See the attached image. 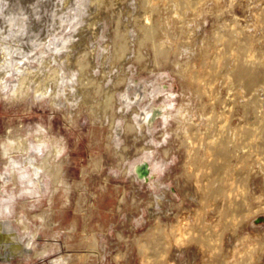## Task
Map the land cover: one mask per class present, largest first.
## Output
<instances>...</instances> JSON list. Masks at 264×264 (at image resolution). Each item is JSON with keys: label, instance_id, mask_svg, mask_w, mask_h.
<instances>
[{"label": "rangeland", "instance_id": "obj_1", "mask_svg": "<svg viewBox=\"0 0 264 264\" xmlns=\"http://www.w3.org/2000/svg\"><path fill=\"white\" fill-rule=\"evenodd\" d=\"M3 1L0 0V3L2 4ZM31 1L5 0L3 6L0 4L2 6H0V24L3 23L2 25L5 26V23H8L11 11H22L20 13H24L23 16L29 14L27 16L28 19L34 17V20L36 19L35 21H37L39 17L37 15L34 16L33 13L38 10L42 18H47L46 21H49V25L52 22L57 23L60 19L56 18V20H53L52 17L57 16L55 15V11L63 8L61 5L64 1L67 3L66 5L64 4L67 8L63 10L65 11V17L72 14L71 16H76L75 19L77 21L83 19L81 22H85L84 18L86 20V17L88 18L87 14L91 11L88 1L85 2L86 4L88 2V6L85 4L86 7L84 6V10L81 11L77 7L79 0ZM148 1H153L159 5L156 8L155 19L152 18L147 22L144 19V15ZM70 2L72 4H69ZM140 2L139 0L104 1L102 6H107H104L103 9L106 7V13H109L106 16H110L108 20V17L104 20L103 27H100V24L94 26L98 28V34L95 30L94 32L88 33L86 37L81 38V34L74 33V36L72 34L71 37L72 42L70 43L69 41L68 47L63 48L62 51L64 53L61 52L63 53L61 56L64 57L67 51H71L73 52L71 54H74L71 60L63 64V66L65 65L66 74H68L69 66L77 64L72 67L75 66L74 68L79 77L82 65L85 63L88 64V72L91 75V79H85V82H89L88 85L91 90L88 88V91H85L87 92L85 95L83 94L81 96V93L75 89L77 87L74 86L67 95V99L70 102L63 97L64 100L62 99V101L64 104H58L57 106V104L51 101L40 100L39 98L32 99L30 97L22 99L5 97L2 95L3 91H1L0 142L5 141L7 135H25L26 127H33L40 123L46 128L51 138L56 139L58 143L63 145L62 153L60 154V157L63 158H59L62 160L59 162L58 166L60 167L59 169L57 167V174L54 180L57 189L54 195L51 196V202L48 199L47 193L43 197H39L37 193L34 195L24 193L19 196L18 194L22 193V182L19 181L21 178L18 181L16 180L17 172L15 173L14 181L7 184L6 189L2 188V179H0V210L2 209L3 201L9 199L11 194L17 196L14 201V217L19 218L22 216L21 219L26 224L25 227L22 223L16 221L15 223L19 227V230L22 233L26 231L37 233L36 241L38 242V249H49L45 257L34 255V253L30 258L16 256L14 260H11L12 264H52L51 260L58 256L59 251L71 256L69 264H143L141 258L142 249L149 250L153 256L152 258L157 259L158 246L160 245V236L162 234L161 225L157 222L156 213L159 207L154 195L160 191L157 187L156 189L155 186H150L147 182L141 183L140 180L134 179L133 173L126 170V167L133 162L135 157L144 152L149 153L151 150L149 153L151 155L149 158L151 166L156 161L164 164L160 170L161 177L167 183L170 195H172L174 200L176 199V210L180 209L178 206L179 199L184 198L185 204L189 205L191 193L194 195L197 194L194 179L185 170V162L190 160L188 156L190 147H188L183 138L176 132V121L169 118L167 119L168 121H165L164 114L162 118L160 117L162 121L158 120L159 122H156V127L154 126L155 129L151 131L152 133L150 135H148L149 132L142 134V132L140 133V131L133 128H126V130V123L133 124L136 122V119H133L134 114L131 113V108H127V118L122 121L118 128H111L109 127V120L105 117L104 111L98 108L99 102L103 98L102 92L100 91H103L106 87H110L112 90L109 112L111 115H115L122 111V96L127 92L131 82L133 83L135 81L134 83H137L140 80H144L149 82L148 85H163L162 92L156 98V102L163 99V103L166 100V103L170 107L174 103L176 106L183 104L188 107L190 115L192 116L190 120L191 128L189 129L192 133L194 132L193 134L197 138L201 132L206 130L205 126L209 122L206 117L208 119L210 117L215 118L218 122L227 117L228 119L230 118L229 121L232 122V125L247 126L246 123L249 120L252 122L253 119L257 118L263 109L264 79L257 81L253 86H248L237 76L235 77L232 69L246 64L248 66L254 65L264 73V0H189L190 4L188 1L183 0L177 8L179 15L172 8L170 0L167 2L168 4L166 2L164 3L163 0H140ZM54 4L56 7H54ZM188 5H190L189 8ZM69 7L70 10H73L70 11ZM1 10L6 15L3 16ZM24 10L27 11V14ZM107 10L113 11L110 13ZM135 14H137L136 17ZM7 15L9 16L7 17ZM180 18L183 21H179ZM137 19H140V21ZM142 22L147 25L155 24L156 31L154 34L159 37L161 35V37L159 38L153 34L149 36L144 35L146 38L143 37L142 32L137 31L139 30V24ZM182 22L184 24L182 26L185 28H182ZM64 29L66 32L72 30L69 27ZM39 32L45 33L42 29ZM80 32L82 33V31ZM154 36L156 38H153ZM74 37L75 40L73 41ZM22 38L24 39L17 40V43L21 42L18 43L20 45L15 44V40L11 43L15 47L18 46L17 48L21 47L23 49L31 45L26 42L27 40L28 42L32 41L34 43L39 41V37L35 36L33 38V35H24ZM105 43L110 48L109 53L103 48L106 46ZM71 46L75 47L72 48ZM69 47L71 50H69ZM25 49L28 50L29 48ZM253 55L255 57H252ZM73 56L75 57L73 58ZM216 57L222 62H218ZM2 58L0 54V64L3 63ZM249 59H252L251 61L253 62H248L249 64L244 62L249 61ZM69 62L73 63L69 64ZM32 64L37 65V61H33ZM185 67L191 71L189 72ZM188 73L192 74L191 79L188 78ZM213 73L217 74L214 75ZM77 75L74 76V83L77 80L79 81ZM221 75L224 76L222 77ZM231 77L234 78L229 81ZM218 79L220 81L222 80V82L220 83ZM232 80H234V83ZM112 88L115 89L113 90ZM169 89L173 90L170 97H173L175 94L173 97L174 101L166 97L168 95L165 92L167 90L169 91ZM77 97L78 99H76ZM238 99L239 103H237ZM66 101L70 104H67ZM171 108L173 109V107ZM98 112L99 114L101 112V114H97ZM248 117H250L249 120ZM196 123L197 125H195ZM164 126L165 128L168 126L170 129H168L169 133L164 132ZM201 129L204 130L202 131ZM112 132L115 134H111ZM129 152L131 154H128ZM194 168L195 164L191 166V170L193 171ZM4 172H6V175L12 174L11 170L6 168L4 159L0 155V173ZM159 177L160 175H156L155 179ZM256 180L258 181V179ZM248 186L251 189L254 187L252 182H249ZM249 193H244V195L242 193L243 197L240 195L238 199H245L244 197L246 199L249 198L254 203L253 209H258V203L254 202L255 200ZM185 194L187 195L185 196ZM258 213V215L264 218V212ZM250 217L249 215L245 223L240 222L237 224L236 222V224H233L232 215L229 216L230 220L227 218V222L225 221L221 226L219 225V229H223L222 242L227 253L230 254V259H232V252L228 250V245H231L232 242H229L230 239L228 237L230 236L229 238H231V235L238 234V241L245 249L244 255H241L242 259L239 264H254L253 262L247 263L246 259L248 258L250 260V255L246 250L255 251V256L258 258L255 264H264V219L258 223V225L262 224L261 226L254 227L250 222ZM161 218L164 221L166 220L163 217ZM212 218H210V221H215V217ZM166 221L170 224L171 218H168ZM232 230L236 231L234 232ZM239 235L242 237L240 238ZM224 238L227 241V245L225 244ZM55 246H59L60 250L55 249ZM247 247L251 248L249 249ZM197 258V263L195 264H203L201 263L202 257L197 256ZM209 259L211 260V258ZM0 260L2 261L1 258ZM1 261L0 264H4V261ZM149 262V264H157L151 261Z\"/></svg>", "mask_w": 264, "mask_h": 264}, {"label": "bare ground", "instance_id": "obj_2", "mask_svg": "<svg viewBox=\"0 0 264 264\" xmlns=\"http://www.w3.org/2000/svg\"><path fill=\"white\" fill-rule=\"evenodd\" d=\"M86 1L89 2V5H90L89 8L91 11L87 14L88 18L85 16L86 17V20L84 18L85 22H81L83 19L81 21H80V19L77 21L75 19L76 16H71L72 14L65 17V15H64L65 11H63V10H64V8H67L65 6L67 4L66 1L62 2L63 4L60 2L62 4L61 6H63V8L60 7L61 9H59L58 11H55L56 9L54 10L56 12L55 15H57V16L52 17L53 20L54 19L56 20V18H59L60 21L59 22L57 21V23L52 22L51 25H49V21L48 22L46 21L47 18L45 19V18H42L40 16L39 10L33 13V15L34 16L37 15L39 17V19L37 21H35L36 19L34 20V17H33L32 18L33 21H32V19L30 17L29 18L31 20L28 19L27 16L29 14H27V11L24 10L26 12L27 16H23L24 13H20L22 11L15 12V11H11L9 9L11 12L9 14L10 17L8 19V23H5L6 24V25L4 24L5 26L2 25L3 24L2 22H1L2 24H0V54L3 57L2 58L3 63L0 64V95H1V91H3L2 95L5 97L22 98V99H27L30 97L32 99L39 98L40 100L51 101V102L57 104V106H58V104H64V102L62 101L63 97H65V100L69 101L67 99V95L71 92L70 90H72L71 88L72 87L74 88V86L77 87L75 89L81 93V96H83V94L85 95V93H87L85 91H88V88H89L88 83L89 82L86 83L85 79H91L90 78L91 75L88 72V66H87L88 64L84 62L85 64L82 65L81 71L79 72L80 73L79 77H78L76 70L74 68L75 66L72 67L73 65H77V64H72V66H69L68 74H66L65 68H64L65 65L63 66V64L66 61L71 60L72 55H74V54H71V53H73L71 51H67L68 53L66 52L67 54L65 53L66 55L64 54V57L61 56L64 53L62 51L63 48L68 47L69 41H70V43L72 42V40H71L72 34L74 36V33H78V35L81 34V38H84V37H86V35L88 33H91L92 31L94 32L95 30L96 31L98 30L97 27H94V26H96V24H98V25L100 24V27H103V24L105 23L104 20L106 19V17H108L107 20L109 19L110 15L106 16L109 14V13L108 14L106 13V7L104 8L105 10L103 9V7L107 6V5L102 6L103 5L102 3L104 1L108 2V0H79L78 3L76 1L77 5H78L77 7L79 8L80 11L84 10V6L86 4L85 3ZM168 1L169 0H163L164 3L165 2L167 3ZM170 1H171V3L170 2L169 3L171 4L172 8L179 15L177 8H178L179 3H181V1H183V0H170ZM186 1H188V3H189V0H186ZM3 2H2V4L0 3L2 6L4 5ZM35 2H37V1H35ZM38 2H39V0H38ZM88 2H87V4H88ZM139 2H140V0H139ZM200 2L203 3L202 1H200ZM8 3H10V2L8 1ZM18 3H21V2H18ZM7 4H6V6H7ZM15 4H16V2H15ZM69 4H72V3L70 2ZM147 4L148 5L145 9L144 19H145V21L147 20V22H148L152 18L155 17L156 11H157L156 8L158 7L159 4H157L153 1H151V2L148 1ZM21 5H23V4H21ZM25 5H26V3H25ZM56 5H58V4H56ZM184 5H185V3H184ZM46 6H47V4H46ZM189 6L190 5H188V8H189ZM1 7H0V9H1ZM17 7H16V10H17ZM31 7H29V8H31ZM54 7H56L55 4H54ZM70 7H69V10H70ZM94 7H95V9H94ZM24 8H26V7H24ZM31 10H32V8H31ZM72 10H70V11H72ZM87 10H89V9H87ZM192 10H194V9H192ZM112 11H108V12L111 13ZM141 11H142V8H141ZM30 12H33V11H30ZM2 13H3V16L6 15V13L4 14L3 11H2ZM44 13H46V12H44ZM82 13H83V11H82ZM51 14H53V13H51ZM78 14H79V12H78ZM184 14H185V11H184ZM9 15H7V17ZM44 15H46V14H44ZM136 15L137 14H135V17H136ZM158 15H160V14H158ZM166 16L169 17L168 15H166ZM175 16H177V15H175ZM31 17H32V15H31ZM140 17H137V18H140ZM183 17H185V16H183ZM81 18H83V17H81ZM162 18H164V17H162ZM144 19H143V21H144ZM154 19H153V21H154ZM181 19L182 18H180L179 21ZM5 20H7V19H5ZM50 20H51V18H50ZM137 20L140 21V19H137ZM181 21H183V20H181ZM155 23H157V21H155ZM77 24H79V25H77ZM182 24H183V22L181 23V26H182ZM159 26H160V24H159ZM183 26H184V24H183ZM183 26H182V28H185ZM68 27L71 28L72 30L70 29L71 30L70 32L64 31V30H66L64 28H68ZM167 27H169V26H167ZM189 27H190V25H189ZM138 28H139V30H137V31H141L142 33L141 32L140 33L143 34V37L149 36L151 34L155 35L154 34V32L156 31L155 24L147 25V24L142 22L139 24ZM163 28H165V27H163ZM40 29H42L43 32H45V33H40L39 32ZM159 29H160V27H159ZM191 29H192V27H191ZM80 31H82V33ZM166 33H167V29H166ZM97 34H98V31H97ZM168 34H167V36H168ZM24 35H26V36L33 35V38L35 36L36 37L38 36L39 41L37 43H34L32 41L28 42V40H27L26 42L31 44L29 47L28 46L25 47V48H29L28 50H26L25 48L22 49L21 47L17 48L18 47L17 45H20L18 43H21V42L17 43V40L20 41L19 39H21V40L24 39V38H22ZM155 36H158V35H155ZM155 36L153 38H156ZM75 37H74L73 41L75 40ZM160 37H161V35H160ZM234 39H235V37H234ZM14 40L16 41L15 44H17L16 45L17 47H15L11 43ZM228 41H229V38H228ZM141 42H143V41H141ZM144 42H145V40H144ZM223 43H225V42H223ZM23 44L25 45L24 42H23ZM29 44H27V45H29ZM77 44H79V43L77 42ZM162 44L164 45V43H162ZM72 45H73V43H72ZM235 46H236V44H235ZM239 46H240V44H239ZM74 47H72V48H74ZM188 47H190V46H188ZM76 48H77V46H76ZM103 48L105 51L107 50V52L109 53L110 48L107 46V44ZM167 48H169V47H167ZM118 49H119V47H118ZM189 49H191V48H189ZM69 50H71V48ZM165 51H167V50H165ZM233 51H232V53H233ZM61 52H63V53H61ZM111 52H112V50H111ZM205 52H206V50H205ZM252 54H254V53H252ZM238 55H239V52H238ZM222 56H223V54H222ZM246 56H247V54H246ZM74 57L75 56H73V58ZM252 57H255V55H253ZM216 58H217L218 62H222V61H219L218 57H216ZM232 58H234V57H232ZM238 59H240V58H238ZM244 59L247 60L245 57H244ZM251 60L249 59V61H244V62L245 63L247 62V64H249L248 62H250V63L253 62ZM33 61L34 62L37 61V65L32 64ZM74 61H76V60H74ZM0 62H1V60H0ZM70 63H73V62H69V64ZM231 63H234V62H231ZM259 66L261 67L260 64H259ZM186 68L187 67H185V69ZM210 68H211V66H210ZM216 68H218V67H216ZM77 70H78V68H77ZM209 70H211V69H209ZM219 70L221 71V69H219ZM190 71L191 70H189V72ZM184 73H185V71H184ZM232 73L235 75V77L237 76L239 79H241L243 82H245L248 86H253L257 81L264 79V73H262L254 65L253 66H248L246 64L240 65V66L232 69ZM197 74H199V73H197ZM216 74H214V75H216ZM76 75H77V78L79 79V81L77 80L78 83H77V81L74 83V76H76ZM180 75H182V74H180ZM191 75L192 74L188 73V75H187L188 78L191 79L192 78ZM221 76L223 77L224 75H221ZM208 78H209V76H208ZM208 78H206V79H208ZM232 78H234V77H231L230 80L229 79L228 80L231 81ZM202 79H204V78H202ZM202 79H201V81H202ZM90 81H92V80H90ZM197 81H199V80H197ZM206 81H205V83H206ZM209 81H210V79H209ZM233 81L234 80H232V82ZM134 82L130 83V85L128 86L127 92L125 94H123L122 104L118 102L122 106V111L119 113H116L115 115H111L109 112L110 98H111L110 96L112 95V90L110 89V87H108V88L106 87L105 89H103V87H101L103 89V91H100V92H102L103 98H102V101L99 102L98 108L101 109L102 111H104L105 117H107L109 120V122H108L109 127L115 128V129H116V127L118 128V126L122 123V121L127 118V113H126L127 108L128 109L131 108V113L134 114L133 119H136L135 120L136 122L133 124H127L126 123L125 129L126 128H133L137 131H140V133L142 132V134L149 132L148 135H150V133H152L151 131L155 129L154 126L156 125V122L158 120L162 121V120H160V117L162 118V116L164 114H165L164 115L165 121H168L167 120L168 118L175 120L176 124H177V127H176L177 131L176 132L178 133V135H180L183 138L184 142H186L188 147H190V151L188 154L190 160H187L185 162V168H186L185 170H187L186 173L189 174V176L193 177L194 186L197 188V194H195V195L193 193H191L189 190V192L191 193L190 199H189L190 200L189 205L185 204L184 198L179 199L180 202L179 203L177 202V203H178V206L180 209L176 210L175 209V207H177L175 205L176 199L174 200L172 195H170L169 190L167 188L168 185H167V183H165V181L161 177L162 175L160 173V170L162 169V165H164V164L159 163V161H156V163L154 165H152V166L150 165L151 161L149 158L151 155L149 153L151 150L150 151L148 150L149 153L148 152H144V153L141 152L143 154H140L139 156L135 157L133 162L130 163V165L126 167L127 171H131L133 173L134 179L140 180L141 183L147 182L150 186H153V187L155 186V188L157 187L158 190L160 191L159 193L154 195L156 198V202L158 203V207H159V208L157 207L159 210L156 214H157V222H158V224L161 225V234H162L160 236V243H159L160 245L158 246L159 250H158V254H157V259L152 258L153 256L149 250L142 249L141 258H142L143 264H149L150 263L149 261L157 263V264H195V263H197L196 262L197 256L202 257L201 263H203V264H239L241 259H242L241 255L242 254L244 255L245 249L243 248V246L240 245V242L238 241L239 240V238L237 236L238 234L236 235L234 233L235 234L234 236L231 235V238H229L230 236L228 237V239H230L229 242H232L231 245H228V248H229L228 250L232 252V256H233V258L230 259V254L227 253V250L225 249L224 243L222 242L223 241V229L221 230V229H219V227L221 226V224L223 222L226 221L227 218L229 219V216H231V215L233 218L232 219L233 224H236V222H237V224H239L240 222L245 223L248 216L250 215L251 216L250 222H251L252 226L258 227V226L262 225V224L258 225V223H260L262 221V219H264V218H262L260 215H258L259 214L258 212H264V106H263V109L261 110L260 115H258L257 118L253 119L252 122L249 120L250 117H248L249 121L247 120L248 122L247 123L245 122L247 124V126L246 125H240L239 126V125H234V124L232 125L231 124L232 122L229 121L230 118L228 119L227 117L222 119V120H219V122L216 121L215 118L210 117V119H208L206 117V119L209 121L207 123V125L205 126L206 130H204L205 128L202 124V126L204 128L203 129L204 132L200 131L201 132L200 136H198V138H197L196 135L193 134L194 132L192 133L189 129V128H191L190 127V120H191L192 116L190 115V111H189L188 107L184 106L183 104L176 106V104L173 102L174 104L171 106V107H173V109H172L169 106V104L166 103V100H164V103H163L162 98H161L162 99L161 101L159 100L158 102H156V98H158L159 94L162 92L163 85H160V84H157L160 86L148 85L149 82L144 81V80H140L137 83H134ZM221 82H222V80L220 81V83ZM196 83H198V82H196ZM217 83H218V81H217ZM226 85H227V83H226ZM76 90H74V91H76ZM235 90H237V89H235ZM238 90H240V89L238 88ZM229 91H230V89H229ZM165 93H167V95H168V96H166L167 98L169 97V98L173 99V97L175 96V94H174L173 97H170L171 94L173 93L172 89L171 90L169 89V91L167 90V92H165ZM115 94H116V92H115ZM184 94H185V92H184ZM210 94L212 95V93H210ZM75 95H76V93H75ZM113 96H114V93H113ZM113 96H112V98H113ZM214 96H215V94H214ZM239 96H240V94H239ZM175 98H177V97H175ZM244 98L246 99V97H244ZM73 99H74V96H73ZM73 99H72V101H73ZM76 99H78V97ZM217 99H218V97H217ZM67 101H66V103H67ZM173 101H174V99H173ZM69 102L67 104H70ZM160 102H162V103L160 104ZM232 102L234 103L233 100H232ZM237 103H239V99H238ZM227 108H229V107H227ZM97 111H98V109H97ZM101 112H100V114H101ZM97 114H99V112ZM254 115H255V113H254ZM233 121H235V120H233ZM132 122H130V123H132ZM195 125H197V123ZM168 126H166V128L164 126V128H165L164 132H166V133L170 130L168 128ZM115 129H113V130H115ZM135 130H132V131H135ZM113 133L114 132H112L111 134H113ZM0 146H1L0 155L4 159L5 166H6V168L10 169L12 172L11 175H6L5 174L6 172L0 173V179H2V188H5L7 184H9L11 181H14V176H15V173L17 172L16 180L18 181V179L21 178V180L19 179V181L22 182V187H21L22 193H19L18 194L19 196H21L24 193L32 194V195L37 193L39 195V197H43V195H45L47 193L48 199L51 202L52 201L51 196L54 195L55 190L57 189L55 187L54 180H55V177L57 174V167L59 169L60 166H58V165H59L60 160H62L59 158H63V157H60V154L62 153L63 145L58 143L56 139L51 138L48 135L46 128L42 124L39 123L33 127H29V128L26 127L25 128V135H22V134L7 135V139L5 141H1ZM128 154H131V153L129 152ZM61 163H62V161H61ZM193 164H195V168L192 171L191 166ZM156 175L157 176L160 175V177L155 179ZM256 179H258V181ZM191 182H192V180H191ZM249 182H252V184L254 185V187L252 189H251V187L248 186ZM257 184H258V186H257ZM188 185H190V184H188ZM189 188H190V186H189ZM58 189H59V186H58ZM186 189H187V187H186ZM183 190H184V188H183ZM242 193H243V195H244V193H247V194L249 193L250 195H252L251 197L255 200L254 202L258 203L259 208L254 210L253 209L254 203H252L249 198L246 199V197H244L245 199H241V200L238 199V197H240V195L242 196ZM183 195H184V193H183ZM186 195L187 194H185V196ZM16 198H17V196H13V194H11L9 199H6L5 201H3L2 209L0 210V258L2 259V261H4V264H12L11 260H14L16 258V256H22V257H29L30 258V257H32V254L34 253V255H39L40 257H45V255L49 252L48 248H44V249L42 248V250L38 249V242L36 241L37 240V233H32L29 231H26L27 233L26 232L22 233L19 230V227L15 223L16 221H18L19 223H22L23 226H25V227H26V224L24 223V220L21 219L22 216H20L19 218L14 217L13 210H14V201L16 200ZM22 207H23V205H22ZM22 209L24 210V208H22ZM161 217L165 218L166 220L168 218H171L170 224L167 223L166 220L164 221ZM212 217H215V221H210V218H212ZM232 231H234V230H232ZM224 235H225V233H224ZM241 237L242 236H240V238ZM224 240H225V244L227 245V243H226L227 241L225 238H224ZM247 248L250 249L251 247H247ZM55 249L60 250V247L55 246ZM246 251H248L249 255H250V260H248V258L246 259L247 263L253 262L255 264L257 262V259H258L255 256V251L254 250H246ZM58 253H59L58 256H56L55 258H53L51 260L52 264H69L70 263V257H71L70 255L62 253L61 251H59ZM206 256H208V257H206ZM209 258H211V260Z\"/></svg>", "mask_w": 264, "mask_h": 264}]
</instances>
